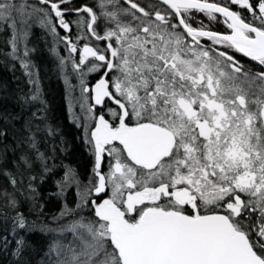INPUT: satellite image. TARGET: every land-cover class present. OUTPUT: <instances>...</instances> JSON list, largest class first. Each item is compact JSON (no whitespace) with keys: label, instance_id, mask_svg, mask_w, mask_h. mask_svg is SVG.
<instances>
[{"label":"snow or ice","instance_id":"obj_1","mask_svg":"<svg viewBox=\"0 0 264 264\" xmlns=\"http://www.w3.org/2000/svg\"><path fill=\"white\" fill-rule=\"evenodd\" d=\"M70 3L0 0L13 50L37 17L54 34L56 24L71 32L73 11L87 14L75 23L105 42L78 48L63 37L78 53L82 85L100 73L83 87L94 102L96 180L77 205L93 215L45 226L53 237L42 264H264V0H158L151 11L138 0H99V15ZM73 214L66 208L56 219ZM31 227L18 211L14 228ZM17 244L20 254L24 241Z\"/></svg>","mask_w":264,"mask_h":264},{"label":"trees","instance_id":"obj_2","mask_svg":"<svg viewBox=\"0 0 264 264\" xmlns=\"http://www.w3.org/2000/svg\"><path fill=\"white\" fill-rule=\"evenodd\" d=\"M204 23L212 30L224 29L222 21ZM37 33L31 28L28 39L19 40L13 50L12 30L0 27V264H42L53 237L42 230L45 226L93 215L90 205L77 207L73 188L90 178L87 149L80 129L68 118L57 64L41 57ZM25 40L27 55L20 51ZM66 208L74 214L57 220ZM18 211L30 229L14 228ZM18 240L24 241L20 254Z\"/></svg>","mask_w":264,"mask_h":264},{"label":"flooded vegetation","instance_id":"obj_3","mask_svg":"<svg viewBox=\"0 0 264 264\" xmlns=\"http://www.w3.org/2000/svg\"><path fill=\"white\" fill-rule=\"evenodd\" d=\"M121 2H123V0H121ZM138 2L140 3V5L142 7H145V10L151 11V9L149 8V5H155L158 3L157 0H138ZM30 3L35 4L37 7L39 8H46L47 6L39 4V0H30ZM99 3V0H71V3L68 5V7L70 8H77V7H82L84 5H87L89 7H93L94 11H96L99 15L100 9L97 7ZM126 6V5H125ZM161 7H166L161 5ZM109 8H111V5H109ZM139 15V14H138ZM195 15V19L196 21H200L201 19L204 21H207V18L204 17V15H198L197 13L194 14ZM250 17V14H245ZM80 16H85L87 17V14L85 13H80L77 14L75 11L68 13L65 16V19L71 22V32H67L64 29L60 28L58 24H56V33H52L50 31V28L48 27H43L41 26V24H38V17L34 18L32 21L34 22V27L31 26L32 31H36L37 36L39 37L38 40V47H40V53H41V57L45 59H48L47 62H52L57 64V73H58V79L60 81L61 87H62V92H63V96H64V102L66 103V111L68 114V118L70 120V122L76 126L77 128L80 129L81 132V141L82 143L85 145L86 149H87V155L89 157V172H90V178L86 181V183H82L86 185V187H90L91 183H94L96 180V177L94 175V155H93V145L89 142L90 141V133L92 130V127L94 126V120L91 119V113H89L88 108L89 106H91L93 104V101L91 99V93H85L82 92L83 91V87L87 86L89 88H91L95 82L97 81V79H99L100 77V73L97 72H91V73H87L86 75L83 76V79L85 81L84 85L80 84V88H78L80 91V93L82 92V95L85 96L86 99V104L84 105V109L82 110L84 113H87V121H86V131L89 134V141H87L85 139V136L83 135V119L82 116H80V119H78L79 121L76 122L74 120H72L70 118L69 112H68V107H67V97L70 94H74L73 92H71V87H70V83L76 79H80L81 81V73L78 72L77 70H75L74 68V63L78 62V53H71L69 50V47L66 43V41L63 39V37H69L73 42L77 43L78 48H82L84 43H90L92 45H97L100 48H103L105 46V42L103 41H97L95 40L93 37H91V35L89 33H87V29L86 27H84L83 25H77L75 22L79 19ZM53 20L55 21V17L53 16ZM40 21V20H39ZM222 21V19H221ZM98 25L99 27L97 28V31H100L101 34L105 28V20L101 17L98 20ZM111 26V25H109ZM194 26H195V22H194ZM224 29L221 33H224L226 31H229L226 27V25L223 23ZM30 28V29H31ZM29 29V31H30ZM218 31V30H215ZM220 32V31H218ZM82 35H87L88 39L87 40H83V39H78L79 36ZM28 39V37L26 38ZM25 43L23 44L22 47H20V51L24 50H29L27 45H28V40L24 41ZM204 43H211L208 41H203ZM215 47H222V46H215ZM229 52H231V50H229ZM235 56L240 59L244 64L245 67L250 68L254 71H259L261 66L257 64V62L255 61H251L250 58L247 57H243L241 54L239 53H235ZM83 71H86V69H83ZM43 95H44V84H43ZM99 109V106H97V110ZM75 111L77 112V109L75 108ZM102 171L103 172H107L108 171V167H107V163H105L102 166ZM102 196H104L105 194H101ZM96 197L91 195L90 199H95Z\"/></svg>","mask_w":264,"mask_h":264},{"label":"rangeland","instance_id":"obj_4","mask_svg":"<svg viewBox=\"0 0 264 264\" xmlns=\"http://www.w3.org/2000/svg\"><path fill=\"white\" fill-rule=\"evenodd\" d=\"M36 20H38V24H39L40 23L39 19H36ZM33 21H35V20H33ZM20 41H21L20 43H22L23 39H21ZM80 84H81L80 79H76L70 83V87H71L70 91L73 93L75 91V93L68 95L66 102H67V107H68V112H69L70 118L72 120H74L76 122V124L79 121L78 119H80V116H82V119H83L82 123L84 126L83 127V135L85 136V139L87 141H89V134L86 131V126H85L86 121H87V113H84L82 111L84 109V105L87 102H86L85 96L82 95L83 91L81 93H80V91H78L79 90L78 88H80V86H81ZM75 108L77 109V112L75 111ZM66 185H67V181L64 182L63 187ZM73 188H74V193H75L77 200H78L77 204H80V202H81L80 194H82L86 190V188H88V186L86 187V185L80 183V184L74 185ZM83 207H81V208H83Z\"/></svg>","mask_w":264,"mask_h":264},{"label":"water","instance_id":"obj_5","mask_svg":"<svg viewBox=\"0 0 264 264\" xmlns=\"http://www.w3.org/2000/svg\"><path fill=\"white\" fill-rule=\"evenodd\" d=\"M157 1H158V0H157ZM92 101H93V100H92ZM93 103H94V102H93ZM92 195H93V196H95V194H94V193H93Z\"/></svg>","mask_w":264,"mask_h":264}]
</instances>
